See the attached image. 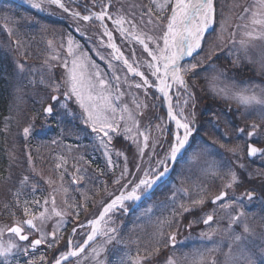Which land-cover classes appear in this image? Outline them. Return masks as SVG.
Returning <instances> with one entry per match:
<instances>
[{"label": "rangeland", "instance_id": "1", "mask_svg": "<svg viewBox=\"0 0 264 264\" xmlns=\"http://www.w3.org/2000/svg\"><path fill=\"white\" fill-rule=\"evenodd\" d=\"M65 1L76 12H79V10L81 11L82 8L79 7L77 3L78 0ZM122 1L126 3V10H128V7L130 6H135L133 2H128V0ZM141 1V3L147 6V14L150 15L152 22L155 19L164 22L166 32L168 17L171 15V9L175 0H170L168 3H166V0ZM24 2L29 4L30 0ZM33 2H35V0H33ZM257 2L258 0H215V25L213 29L206 34L201 42V47L192 54L190 59L184 61L181 65L182 69L188 67L190 64L197 65L195 69L184 73V79L188 87L185 88L183 86H178L177 90L174 91L175 108L178 114L180 113V110L183 109V116L192 121L193 132L191 137H189V144H191L196 131H199V133L202 134V132L198 130L200 126L205 127L210 132L214 130V125L209 126L205 124L206 122L203 120L200 121L199 105L202 104L205 95H210L212 100L215 98L213 101L214 103L222 101L225 107L232 106L234 108L236 106L245 105L243 106L245 109L248 108L247 105L254 106L259 104H245L238 98L239 94H255L257 97L264 98V37L260 39H252L245 35L246 32H251L254 28L251 23V12L246 13L245 9L247 8L251 11H255ZM91 4V12H89V14L84 13V15H90L94 11H105L108 1L92 0ZM29 5L32 6V3ZM115 5L116 4L114 3L112 7ZM158 5H163V7H158ZM126 10H122L120 5L114 8L109 6V12L114 19L122 16L126 21V17L122 14L123 11ZM133 16L139 21V26L132 25L133 29L130 30L131 33L140 34V26L142 27L144 25L145 29L153 34L154 25L152 23L149 25L145 18H142L143 23H141V20L135 17V13H133ZM91 21L92 20L85 21L88 25L84 24L82 27H78V34L73 33V26L71 25L65 35L62 36L61 33L55 31L53 28L50 29V27H48L43 21L32 17L30 14L19 12L15 8H9V6L6 7L5 5H2L0 8V43L5 45V40L9 41L10 45L14 43L15 47L20 51V55L24 56L30 45V40L36 37L31 35L28 38V34L32 33L33 30L44 31L46 42L49 43L50 49L53 51V54L51 55L59 61L63 68V73L60 76L59 82L55 83L56 85H60V89H54L55 93L59 94L58 100L52 102L51 95L42 106V110L44 111L45 105L52 102L54 113L52 114L51 119L54 124H56L55 122L60 118L59 114L62 110L69 112L72 115L79 114L83 120L86 118L83 110L77 104L75 96H72L71 99H66L64 95L68 89V85L65 82L68 79V73L72 68L73 60L75 59L77 62L83 60L88 65L87 70L89 73L94 72L96 69L100 71L101 78L108 83V92L112 98V104L117 109L114 114L108 113L109 119L113 120L116 125V131L109 132V135L112 136L110 142L107 137H104V144H101L100 142V137L103 136V133L93 132V135L90 138L95 140L97 143L95 146L104 155L105 161L103 160V166L105 167H102V171L111 172L110 175H101L99 177L100 181L106 178L104 175H107L113 178V185L117 184L115 183V180L120 176L125 165L127 166L128 174L124 179L120 180L119 184H117L119 186L117 193H119L124 190L122 189V186L125 185L127 181L131 180L135 183L145 170L159 167L157 161L164 159L169 145L173 140L175 130L173 125L168 121L164 100L155 87L158 80L152 75V70L148 68V63L152 62L151 56H149L144 50L143 45L135 41L127 32L122 36L118 26L113 23V21H111L112 23L110 22L111 24L109 23V20L107 21L110 28L115 31L116 38L120 37L124 46L125 44L127 46H132V55L130 56L125 52L123 45L118 42L119 49L124 57L128 58L135 68L141 70L151 83L150 87L142 86L138 88L136 85L143 84V78L139 75H132L122 61L115 59L114 50L109 46L110 43H113V40L109 41L108 37L105 35V28L97 19L92 21L93 25H89V22ZM81 24H83V22H81ZM98 27H101L102 30ZM256 27L259 31H264V28H260L259 26ZM80 35H83L84 37L82 38ZM96 35L97 38L95 39L91 37H96ZM150 36L155 43L149 40H147V42L152 43V51L158 54L156 44H159L160 48H163V35L160 39H156L153 35ZM70 37L72 39L71 53H69L68 43ZM242 40L244 41V45H241L240 43ZM58 43L63 50L58 46ZM245 49L247 50L248 57H250V62L249 60L244 59ZM65 64H67V67H65ZM93 65L95 67H93ZM20 76L24 75L20 73ZM116 77H119V80H117ZM220 89H225L227 95L221 93L219 91ZM185 101H187V104L184 103ZM72 102L77 108L71 106ZM64 105H66V107ZM125 107L127 109L126 111L124 110ZM254 107L260 108L263 106L259 105ZM80 111L82 112L80 113ZM45 115L46 118L50 117L48 114ZM204 115L205 114H203L202 118H204ZM213 115L216 120H226L222 117L221 113L217 114L215 112ZM121 116H123V119H120ZM129 116H131V119ZM49 125L50 124H48V126ZM85 125L91 128L90 123ZM34 126V124H31L25 127L29 128V133L26 138H24L28 143L37 141V136L33 135L37 134L39 129L36 131ZM127 129H131V131H127ZM50 133L51 140L47 145L48 148L53 151V157L58 163L57 167L62 168V172H60L57 179H48V188H50V192L54 190L53 194L50 193V196L55 198V210L59 211L61 215L57 216L53 211L52 199L50 200L49 195L45 194L47 192L42 193L44 188H36L32 185L29 192L23 193L22 199L18 198V202L20 203V207L23 205L29 210L28 215H25L24 213L25 217H36L35 221L39 231L28 230L31 234L34 233L40 237L41 234H43L44 243H59L60 239L67 238L69 250H72L77 245L82 244V240H84L82 238H85L91 230L92 225L90 222L96 217L101 207L97 209V204L93 205L86 218L87 221L84 224L79 225L83 226L81 227L83 230L78 238L77 232H73V230L70 233V236L67 235L68 231H66V229L71 225L67 223V218L63 215L59 207V202H56L59 193L61 194L68 188L63 179L65 175L64 172H70L72 175L71 181L74 179L73 183L76 181L80 184L81 180L87 178L84 176V172L88 171V169L81 165L77 167L75 163H72V166L66 168L68 157L62 154V151H64V147H66L67 138L60 127L58 128V133ZM199 133L198 135H200ZM145 135L148 137L147 147H144ZM120 136L133 143L134 152L131 158L127 154L125 148L119 149L115 146V139ZM83 138L84 137L81 136L79 138L70 137L69 139H79L81 144L85 143ZM44 141L45 139L39 141L38 145ZM79 145H74V148ZM124 147H126V145H124ZM142 148L143 154L141 155L140 150ZM117 153H121V155H117ZM205 155L209 156L207 152H203V149L200 146L191 151H186L180 158L181 164L176 173L175 181L170 184L171 189H173L174 192H177L176 195L178 200L173 198L170 203L172 207H167L165 214L153 223L151 227V237L154 241H162L172 227L176 225L177 219H179L181 214L187 212L179 207L180 204H184L191 209L195 207L192 205L193 200L202 197L205 201L206 195H204L202 191V188H205V186H202V179L199 175L201 161ZM109 157H111V163H109ZM125 157L127 160H125ZM209 158L211 157L209 156ZM169 164L170 162L168 163V166ZM137 166H139L140 171H136ZM202 168L205 170L206 166L203 165ZM42 173L43 171L41 174ZM193 173L198 176L194 180V184L200 186L198 189H192L193 185L190 180ZM209 176L210 175H207L205 178L208 179ZM230 179L232 180L231 177ZM131 186L132 185L129 184L128 189H130ZM206 188L210 193L214 190L212 185H208ZM219 192L220 191H217L216 193ZM179 193H182V199L179 198ZM246 193H248V191H246ZM36 201H39V204H37ZM45 201H48V203L45 204ZM231 202V198L229 197L221 204H214L209 210L210 212L201 215L199 219L193 218L192 223L196 224L198 220L203 221L208 214L216 216L219 207H224V205ZM131 205L132 203H126L123 207H130ZM202 205L197 206L201 208ZM261 206L263 207V205ZM45 208L47 209V212L45 213L47 218L41 221L39 219V214L44 212ZM235 209L226 210V217H229L226 218V225H222L223 220L219 216L217 222L215 220L208 225L199 228L196 233L193 234V238H184L182 240L175 238V241L172 242L175 244L173 246L177 245V248L167 249L169 250V255L163 264H167L170 258L174 261V264H195V261L199 260L201 256L203 257V264H207L206 262L208 261V258L205 254L208 251H227V245L231 243L233 233L242 232L241 225L232 224L231 229L229 228L231 218L238 215L241 211L244 213L242 207ZM121 215H123V213L120 210H115L109 213L105 218L102 227L108 230H116L117 221L121 219ZM16 221H19L18 225L23 228V219L19 217ZM241 221L247 224L251 229L252 234L248 236V239L255 242V246H258L260 253V248L264 247L263 227L258 226V224L254 225L253 223H250L251 219L248 220L246 218H241ZM169 225V229L165 231ZM12 227L13 226L8 227L0 224V230L3 231V235L0 236V239L5 243L12 241L18 245V248L7 258V260L0 257V264H11V261L16 254H24L26 255L25 257L29 256L30 244H23L13 235L6 233L7 228L10 229ZM53 232H55V241L52 236ZM22 234L25 235L24 232ZM109 236L115 237L116 231H108L107 235H101V237L78 256L72 264H108L107 259L104 258V253L107 244L109 243L107 242ZM169 242L171 243V240ZM100 246H103L104 251L101 252L99 257H96L92 253V248H99ZM25 248L28 249L27 252L24 251ZM43 253H45L44 248L38 250L32 259L42 257ZM136 259H133L134 264H136ZM213 260H215L214 254L212 256V261ZM216 264H220L219 261H216Z\"/></svg>", "mask_w": 264, "mask_h": 264}, {"label": "trees", "instance_id": "2", "mask_svg": "<svg viewBox=\"0 0 264 264\" xmlns=\"http://www.w3.org/2000/svg\"><path fill=\"white\" fill-rule=\"evenodd\" d=\"M128 2H133L135 6H130L126 10L124 1L115 0V7L120 5L122 10H126L121 13L131 25L139 26V21L134 18L133 13H135V17L141 20V23H143L142 18H145L149 25L151 23L154 25L153 34L148 32L143 24L142 27L140 26V32L145 36L153 35L156 39H160L165 31L164 22L156 19L152 22L150 15L147 14V6L141 3V0H128ZM2 5L30 14L32 17L43 21L50 29L53 28L61 33L62 36L65 35L71 25L73 26V33L78 34L77 28L87 24L59 9L55 11L56 15L51 16L17 3L0 1V8ZM31 35L36 37L30 40V45L24 56L20 55V51L14 43L10 45L7 40H5V45L0 43V224L9 226L17 222V218L25 217V206L20 207L18 198L22 199L23 193L29 192L32 185L36 188H44L42 193L47 192L45 194L49 195L50 200L52 199L50 195L53 194L54 190L50 192L48 179H57L60 172H62V168L56 170V165L52 166L50 164V161L54 159L53 151L51 150L48 154L49 149L45 147L46 144L39 143L38 145V142L45 139L49 143L50 140H47V138H50V132L58 133L60 127L67 138L66 148L70 149L62 154L70 156L73 152L75 162L88 169L84 172V176L87 178L82 180L83 184L81 186L76 187L67 184V190L61 194L59 193L56 198L63 215L67 218V223L71 225L67 228L68 230L66 229L68 231L67 235H69L76 224L82 223L87 218L94 204H97V209H99L101 205L117 193L119 186L117 184L113 185V178L107 176L111 172L102 171V167L105 166H103L101 155L98 153L100 150L95 146L97 144L95 140L90 138L93 131L84 124L79 114L72 115L62 110L59 114L60 118L55 122L56 124L52 122L51 118H46L42 106L55 93V83L59 82L63 68L59 61L51 55L53 51L50 49L49 43L46 42L44 31L33 30L32 33L28 34V38ZM80 36L84 37L83 35ZM91 37L93 38V36ZM58 46L63 50L59 43ZM124 48L131 56L132 46L125 44ZM17 62L24 64L25 71L22 73L24 76H20V73H18ZM204 97L202 104L199 105L200 121L213 120V114L215 112L219 113L216 107L221 104L214 103L210 95ZM71 106L76 107L73 103H71ZM203 114H205L204 118H202ZM31 124H34V129L36 131L39 129V131L33 135L37 136V141L28 143L24 139L27 136L24 129ZM48 124L50 125L48 126ZM203 129V127H200L198 130L202 132ZM198 133L199 131L194 137V143L199 136ZM199 134L201 135V133ZM81 136L84 137L85 143L80 144L78 139H69L70 137L79 138ZM220 139L226 140L223 136H220ZM72 143L74 145L86 144V147H79V145L74 148ZM89 145H93L94 148L88 147ZM115 146L119 149L125 148L129 157H132L134 146L130 140L124 139L122 136L117 137ZM102 156L105 161L104 155ZM98 163H102L101 170L96 167ZM180 164L181 162L177 164L171 177L163 182L139 207L121 215V219L117 221L116 225V236L107 244L104 253V258L107 259L108 264H134L133 259H136L138 254L141 264H163L169 255L167 249H171L168 238L170 233L177 232L180 240L193 238V234L202 226L200 220L196 224L192 223L193 218H200V211L203 209L195 206L190 211L181 214L176 225L172 227L162 241H154L151 237L153 223L165 214L167 207L172 206L170 204L172 199H177V192L171 189L170 184L175 181ZM64 173V180L70 183L71 173ZM103 174H107L104 175L106 178L100 181L99 177ZM25 177L28 178L26 181L24 180ZM263 179L264 176L262 175ZM260 186L261 184L256 185V190L264 196V186L263 184ZM179 198H183L182 193H179ZM121 212L124 213V211ZM254 213L251 215L254 218L252 223L254 225L258 224L264 229V208L259 205ZM67 240V238H63L60 239L59 243L46 242L42 247L45 249V253L37 259H32L36 255L35 252L28 253V257H25L24 254H16L11 264H50L69 247ZM50 244L53 246L49 247ZM255 250L258 254V246H255ZM226 252L208 251L205 254L208 258L206 263L212 264L214 254L215 261L224 264V254ZM256 259H259V255ZM73 262L74 260L66 264H72Z\"/></svg>", "mask_w": 264, "mask_h": 264}, {"label": "snow or ice", "instance_id": "3", "mask_svg": "<svg viewBox=\"0 0 264 264\" xmlns=\"http://www.w3.org/2000/svg\"><path fill=\"white\" fill-rule=\"evenodd\" d=\"M48 4L56 5L57 7L63 9L65 12H68L69 9L63 3V0H47ZM170 2V0H166V3ZM32 6L43 10L42 3L40 0H30ZM158 7H163V5H158ZM245 12H251V23L254 28L251 32H246L245 35L252 39H260L264 37V31H259L256 26L260 28H264V0H258L256 5V10L251 11L250 9H245ZM73 17H78L85 21H90L95 17V19L103 21L106 17L109 20H112V17L108 15L107 12L101 11L99 13H92L91 15H83L79 12H73ZM124 17H118L113 21L118 26L121 35L123 36L126 32L134 36L136 41L143 45L144 50L151 56L152 62L148 63V68L152 70V75L156 77L159 81L157 85L158 90L163 93V95L169 100V108L168 115L171 120L175 121L176 132L174 134L173 140L169 145V148L164 156V159L158 160L157 163L159 165L158 168H151L149 170H145L142 173V176L133 183L131 180L127 181L125 185L122 186V190L118 196L115 197L110 203H108L104 209L100 217L96 220L91 221L92 231L87 235V238L84 240L82 245H77L74 249L61 253L60 258L55 261V264H61L62 261L68 260L70 257H78L81 253L85 251V247L89 244L90 241H94L98 236L107 235L108 231L115 232V229H105L101 227L102 222H104L105 216L116 208L118 205L122 208L124 206L125 201H139L141 199L140 193H146L148 189L152 188L157 181H159L166 173L169 172L168 163L175 162L177 160L178 154H181L182 151H186L187 146L189 145V137L192 135L193 126L192 121L188 120L187 117L183 116V109L180 110V113L174 114L172 105H171V97L168 95L169 89L173 84L183 86L187 88L186 81L184 79V73L195 69L197 67L196 64H190L188 67H181L180 61L184 56H191L193 52L201 47V41L204 33L208 30L209 26L214 22V7L213 0H175V3L171 9V15L168 17L167 30L163 35V48H160L159 44H156V48L158 49V54L153 52L152 49L149 48L146 40L152 41L155 43L151 36H144L143 34H136L129 32L128 29L124 28L125 23ZM134 26V25H133ZM105 27V35L108 37L109 41L113 40L112 33ZM223 27V26H222ZM19 43V42H17ZM69 53L72 52V39L69 38ZM241 45H244V41L242 40ZM116 52L115 59L123 60V63L127 65L128 70L135 75H139L143 78V84H137L136 87L140 88L150 87L151 83L144 76L143 72H139L136 68H134L126 57H124L123 53L116 46L115 43H110L109 45ZM103 59V57H102ZM239 59V57H238ZM244 59L249 60L250 57L247 55V50L245 49ZM16 67L18 73H23L25 71V66L22 63L17 62ZM67 67V64H65ZM93 67H95L93 65ZM88 65L80 60H73L72 68L68 73V79L65 82L68 85L67 91L64 95L71 99L72 96H75L76 102L79 107L83 110L86 118L84 119V123L91 124V129L93 132L103 133V136L100 137L101 144H104V137L108 138L110 142L112 136L109 135V132L116 131V125L113 120L109 119L108 113H115L116 108L112 104V98L108 92V83L106 80L101 78V73L98 69L94 72L89 73ZM119 80V77H116ZM171 81V83H169ZM43 82V81H41ZM60 85L55 86V90H58ZM221 93L227 95L225 89L219 90ZM238 98L241 102L245 104H259L264 106V98L257 97L255 94L253 95H243L239 94ZM51 99L53 101L58 100L57 96H52ZM187 104V101L184 102ZM66 107V105H64ZM127 110L126 107L124 109ZM47 113H52L53 108L52 105H48L45 108ZM131 119V116H129ZM123 119V116L120 117ZM258 125H252V132H249L248 135L251 137L255 134V129ZM183 130L181 133L180 130ZM127 131H131V129H127ZM243 131V129H241ZM25 135H28L29 128L24 129ZM148 137L144 136V147H147ZM141 155L143 154V148L140 150ZM257 153H261L264 155V150L258 149L254 146L249 147V155L255 156ZM117 155H121V153H117ZM125 160L127 158L125 157ZM109 163H111V157H109ZM242 167V166H241ZM136 171H140L139 166H137ZM128 174L127 166L125 165L122 170L120 176L115 180V183L119 184L121 179ZM232 182H237V176L233 172L231 174ZM28 178L25 177L26 181ZM23 183V182H22ZM131 184V188L128 189V185ZM231 187V185H229ZM187 191V190H185ZM227 193L222 192L220 195L216 196L215 200L212 203H216L217 201L222 200ZM248 199H252V194H248ZM39 204V201H36ZM45 204L48 201L44 202ZM204 203V199L201 197L200 199H196L192 201L193 206L202 205ZM53 211L57 216H60L61 213L55 210V198H52ZM227 207L228 205H224ZM179 207L184 211H190L189 207H186L184 204H180ZM47 209L45 208L44 212L39 214V219L41 221L45 220L47 217L45 213ZM25 215L29 214V210L27 208L24 209ZM244 216L243 211H241L238 215L233 216L230 221L229 228L231 229L232 224H237L242 226L241 233H233L231 238V243L227 245V252L224 254V264H264V247L260 248L259 260L257 261V252L255 250V242L250 241L248 236H250L251 229L249 226L241 221V217ZM34 217L33 219H35ZM33 219H28L24 221V223L30 226L32 229H36V225L33 222ZM213 220V215L208 214L206 219L203 220V223L209 224ZM24 229L17 225L16 227L10 228L9 232L18 236L21 241H28V235L22 234ZM37 231H39L37 229ZM76 229H73L75 232ZM3 235V231L0 230V236ZM53 240L55 241V232L52 233ZM113 237L109 236L108 241L110 242ZM169 239L171 241H175V236H170ZM44 240V235L41 234L40 239H35L30 242V247L36 248V246L40 245ZM53 245L50 244L49 247ZM235 246V247H234ZM18 248V245L12 241H8L5 243L2 239H0V257L7 258L13 254V252ZM27 248L24 249L27 252ZM104 251L103 246L99 248H92V253L94 256L99 257L101 252ZM136 264H141V260L139 258V254L137 255ZM167 264H174V261L170 258ZM195 264H203V257L197 261ZM212 264H216V261L213 260Z\"/></svg>", "mask_w": 264, "mask_h": 264}, {"label": "flooded vegetation", "instance_id": "4", "mask_svg": "<svg viewBox=\"0 0 264 264\" xmlns=\"http://www.w3.org/2000/svg\"><path fill=\"white\" fill-rule=\"evenodd\" d=\"M243 106L245 105L233 108L232 106L225 107V105H220L216 107V109H218L219 113H221L226 120L213 119L204 121L206 122L205 124L209 126L217 125L213 129L218 127L215 131L220 133L218 137L210 136V141L206 138L204 144L207 148L217 153V163H224L226 157V163L229 166L230 173L234 172L238 175L237 182H226L224 186L223 180L228 175V172L223 171L222 174L219 175L217 185L219 188L223 187L222 191L227 190V195L218 203H223L229 197L232 201L227 204V207H220L221 213H225L226 210L232 208L234 203H242L244 208L250 209L256 204V200L258 199L260 205L264 206V196L263 194L259 195L256 190V185L261 184L262 186L263 184L264 186V179L262 180V175L264 176V155L261 153H257L255 156L249 155V147L251 144L257 145L258 149L264 150V106L255 108L254 106L259 105H247L248 108L246 109L243 108ZM253 124L258 125V127L255 129V134L250 137L248 133L253 131ZM241 129H243V131H241ZM224 132L229 133L225 136L223 134ZM220 136H223L227 141L220 139ZM240 174L247 177H242ZM229 185H231V187H229ZM239 187H242L244 190L238 192ZM246 187L255 188H253V190H247ZM246 191H248V193H246ZM249 193L252 194L251 200L248 199Z\"/></svg>", "mask_w": 264, "mask_h": 264}, {"label": "water", "instance_id": "5", "mask_svg": "<svg viewBox=\"0 0 264 264\" xmlns=\"http://www.w3.org/2000/svg\"><path fill=\"white\" fill-rule=\"evenodd\" d=\"M204 36V35H203ZM150 48V47H149ZM187 58L188 57H190V56H186ZM182 61H183V59H181V61H180V64L182 63ZM57 96V95H56ZM58 97V96H57ZM163 97L165 98V96L163 95ZM166 103V108H167V111H168V108H169V105L167 104V102H165ZM50 105V104H49ZM178 158H179V155H178V157H177V160H178ZM177 160L175 161V162H171V165H170V167H169V172L168 173H166L159 181H157L156 182V184H154L153 186H152V188H150V189H148L147 190V192L146 193H142V194H140L141 195V199L140 200H142V199H144L146 196H148L152 191H154L155 189H156V187L162 182V181H164L165 179H167L168 177H169V175L171 174V172H172V170L174 169V166H175V164H176V162H177ZM120 194V193H119ZM119 194H117V195H115L110 201H108L104 206H103V208H102V210L100 211V213H99V215L97 216V218L96 219H98L99 217H100V215L102 214V212H103V209H104V207L108 204V203H110L113 199H115V197L116 196H118ZM139 200V201H140ZM32 219V218H31ZM95 219V220H96ZM28 220V219H27ZM33 222H34V220H33ZM35 223V222H34ZM102 225V224H101ZM17 225H14L13 227H16ZM12 227V228H13ZM92 231V230H91ZM91 233V232H90ZM25 235H27V234H25ZM28 237H29V235H28ZM92 241H90L89 242V244L85 247V249L90 245V243H91ZM41 245V244H40ZM72 258H74V257H70L68 260H66V261H62L61 262V264H64L65 262H67V261H69L70 259H72ZM59 259V258H58ZM56 261V260H55ZM55 261L53 262V263H51V264H55Z\"/></svg>", "mask_w": 264, "mask_h": 264}, {"label": "bare ground", "instance_id": "6", "mask_svg": "<svg viewBox=\"0 0 264 264\" xmlns=\"http://www.w3.org/2000/svg\"><path fill=\"white\" fill-rule=\"evenodd\" d=\"M130 64V63H129ZM133 66V65H132ZM135 68V67H134ZM132 73V72H131ZM132 74H134V73H132ZM169 83H171V81H169ZM159 84V81H158V83L156 84V85H158ZM178 86L179 85H175V84H173L172 85V87L169 89V93H168V95L171 97V105H172V109H173V113L174 114H177L178 115V112H177V110H176V108H175V106H176V104H175V102H174V100H175V98H174V91L175 90H177V88H178ZM158 88V87H157ZM159 91V90H158ZM160 92V91H159ZM161 93V92H160ZM162 95H163V93H161ZM164 100H165V102H167V104L169 105V100H168V98H164ZM168 121H169V123L171 124V125H173V128H174V130H175V132H176V126H175V121L174 120H171L170 119V117L168 118ZM181 131V133L183 132V130L181 129L180 130ZM183 152V151H182ZM179 155V154H178ZM126 203V201L124 202V204ZM119 206V205H118Z\"/></svg>", "mask_w": 264, "mask_h": 264}]
</instances>
